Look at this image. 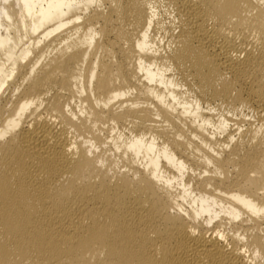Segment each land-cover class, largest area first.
<instances>
[{
	"label": "bare ground",
	"instance_id": "6f19581e",
	"mask_svg": "<svg viewBox=\"0 0 264 264\" xmlns=\"http://www.w3.org/2000/svg\"><path fill=\"white\" fill-rule=\"evenodd\" d=\"M0 264H264V0H0Z\"/></svg>",
	"mask_w": 264,
	"mask_h": 264
}]
</instances>
